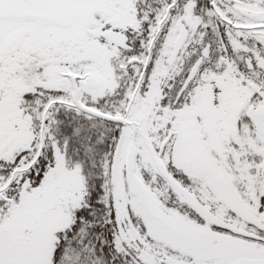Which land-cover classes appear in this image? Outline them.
<instances>
[{
    "label": "snow or ice",
    "instance_id": "1",
    "mask_svg": "<svg viewBox=\"0 0 264 264\" xmlns=\"http://www.w3.org/2000/svg\"><path fill=\"white\" fill-rule=\"evenodd\" d=\"M0 264H264V0H0Z\"/></svg>",
    "mask_w": 264,
    "mask_h": 264
}]
</instances>
